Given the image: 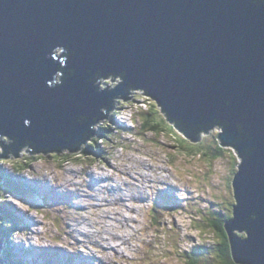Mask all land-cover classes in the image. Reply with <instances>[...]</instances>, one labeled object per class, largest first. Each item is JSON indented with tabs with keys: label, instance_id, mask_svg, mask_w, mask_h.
Segmentation results:
<instances>
[{
	"label": "water",
	"instance_id": "95a60500",
	"mask_svg": "<svg viewBox=\"0 0 264 264\" xmlns=\"http://www.w3.org/2000/svg\"><path fill=\"white\" fill-rule=\"evenodd\" d=\"M130 88L192 141L223 126L241 157L231 251L264 264V0H0V158L79 149Z\"/></svg>",
	"mask_w": 264,
	"mask_h": 264
},
{
	"label": "rangeland",
	"instance_id": "374dc122",
	"mask_svg": "<svg viewBox=\"0 0 264 264\" xmlns=\"http://www.w3.org/2000/svg\"><path fill=\"white\" fill-rule=\"evenodd\" d=\"M129 91L128 96L131 97L128 99L113 98L111 110L102 107L101 111L106 112L107 117L91 125L97 133L103 129V124L110 129L115 122H109V117L115 115L119 123L128 128L117 129L113 126L118 139L110 138L107 144L99 140V143L107 146V153H112V158L105 159V156H101L99 161L94 163L95 159L91 164L90 159L94 158L90 155L83 163L74 161L62 163L58 156L50 158L48 155L37 162L34 161L29 169L23 170L19 164H25V159L30 158L29 155L38 157L35 152L30 153L28 148H25L28 145L21 147L18 157L9 152L8 157L0 158L1 177V171H4L22 183L30 182L31 188H27L24 193H10L0 188V196H6V201L0 203H12L11 207L7 205L9 209L14 211L21 221H30L34 226H27L19 233L12 232L13 242L5 243V246L2 242L1 245L7 250L8 246L13 247L17 244L13 247V252L17 249L23 252L24 249L20 247L22 243H28L27 246L35 244L42 250L25 249V255H22L27 258L25 264H43L41 261L43 256L40 253L45 251H50L47 254L49 256L52 254L57 264H65V260L74 257L78 264H130L131 261L136 264H190V255L198 246L202 253L199 254L197 264H221L219 251L226 246L220 242L218 232L209 225L217 218L209 213V208H206L209 200L205 194L209 191V197L214 200V208L220 210L223 208L220 214L224 219L227 220L230 215L234 217V209L230 204L235 203L236 199L233 186H230L229 182L233 160L230 161L229 157L235 160L237 155L240 161V153L234 150L235 155L228 156L226 153L230 149L222 148L225 156L215 157L218 159L213 162L212 155L219 145V134L223 131L221 127L203 133L200 137L202 147L191 146L192 148L187 143L189 138L179 131L176 125L174 128L166 126L167 130L164 131L166 135L150 132L138 135L137 129L134 128L142 127L140 115L149 110L147 108L150 104L147 100L153 101L155 105L158 103L152 97L143 94L145 92L143 89L130 88ZM153 107L154 110L158 109L156 106ZM137 111L140 115H137ZM160 117H163V114ZM133 129L135 133H131ZM93 137L94 135L89 137L87 142ZM0 141L5 144L14 142L12 138L1 134ZM87 142L81 143V146ZM196 153L204 155L199 156ZM0 154H3L1 144ZM149 163L154 164L153 169L148 166ZM182 169L187 177L192 179L189 181L199 185L194 188L195 196L200 197L197 202L199 205L193 203L187 196V188H190V185L185 178L182 182ZM150 174L154 179L153 184L149 177L144 176ZM136 177L139 178L137 184L133 181ZM145 181H148L147 187L144 185ZM171 184L185 196L183 199L177 197L180 200L179 207L174 204L178 201L174 199L177 190L170 188ZM160 186L163 187L157 193ZM168 191H171V197ZM145 192L148 193L147 198L143 199ZM161 192L163 196L156 197ZM108 193L114 198H105ZM98 204H103L104 208L97 211ZM167 207L176 211L171 212L169 210L171 208ZM116 224L118 226L122 224L124 228L118 230ZM0 225H3L1 220ZM134 232H139V236L145 238V243L153 239L148 250L144 246L140 247V244L132 239L134 237L131 238ZM250 237L251 235L246 238ZM0 238H4L2 232ZM64 242L72 249L63 247L61 244ZM149 249L152 251L149 252ZM231 249L232 246L230 251ZM30 256L33 257L32 260ZM5 260L4 263L0 261V264H9L10 261Z\"/></svg>",
	"mask_w": 264,
	"mask_h": 264
},
{
	"label": "trees",
	"instance_id": "16d2710c",
	"mask_svg": "<svg viewBox=\"0 0 264 264\" xmlns=\"http://www.w3.org/2000/svg\"><path fill=\"white\" fill-rule=\"evenodd\" d=\"M67 73H68V71H67ZM62 74H64V73H62ZM65 74L63 76L57 77V80L63 81V77L65 76ZM121 78H122V76H121ZM147 103L150 104L149 108H147V109H149L148 111L142 112L141 115H140V112L137 111V115H140V117H141L142 127L141 126L135 127L134 129H137L136 133L138 135L140 134L141 136L146 135L149 132L156 134V135H158L160 133L166 135V133L164 132L167 130L166 126L168 128H170V126L172 128H174L176 124L171 122L167 118V116H166L167 113L164 111L163 107L159 106V104L155 105V104H153V101L150 102L149 99L147 100ZM153 106H156L158 109L154 110ZM161 114H163V117H160ZM109 118H110L109 122H111V121L115 122L114 124H112V126H110V129L107 128L108 127L107 125L103 124V126H102L103 129H101L100 132L97 133L98 134L97 137L94 135V137L92 139H90V141H88L85 145L81 146L79 149H77L75 151H70V149H64L61 151L57 150L56 152H52L49 154L45 151H39L38 149H35V148L31 149L30 145L28 144V146H25V148L27 147L30 150L35 151V153L38 155V157L35 158L34 156L29 155L30 158L28 157L27 159H25V164H23V163L19 164V167H21L23 170H27L31 167V164L34 161L37 162V161L41 160L42 158L48 157V155H50V158L58 156V158L61 159L62 163L65 161H68V162L74 161V162H82L83 163V162H85L84 160L87 157H90V155H92V157L94 158V159H90L91 164L95 159L96 160L94 161V163L99 161L98 159L101 156H105V159L106 158H112V153H107V151H108L107 146L99 143V140H102L103 143L107 144L108 142H110V140H111L110 138L118 139V137H116L117 135L114 134L113 126L119 127L121 129H126V128L123 127L121 125V123H119V121L117 120L115 115H112V118L111 117H109ZM117 123H119V125ZM108 124H110V123H108ZM134 129H133V132H131V133H135ZM7 137H9V136H7ZM122 144L123 143H121V145ZM14 146L15 145H13V147ZM15 150L13 149L12 152L15 154H18V153H16ZM216 151H218V152L214 154L215 157H218L219 155L223 154L222 147L220 145L217 146ZM29 152L31 153L32 151H29ZM62 152H64V153L62 154ZM239 165H240L239 158L237 155H235V160L233 158V163L231 166V174L233 177L230 176V178H229L230 183H232L233 178L235 177L236 172L238 170L237 167H239ZM1 174H2L3 180L0 182V188H2L3 190H7L6 192H10V193L22 192V193H24L27 188H29V189L31 188L30 183L28 181L22 183V181L15 180L14 178H12L10 175L5 173L4 171H1ZM5 199H6L5 195L0 196V200H1L0 202L6 201ZM230 202L231 201H229V203ZM3 205H5L7 208H5ZM7 205L9 207H11L12 203H10V202H5V204L0 203V207L2 210V212H0V220L3 223V225H0V231L5 236L8 237V239L6 240L5 243L11 244L12 239H14L12 232H14L17 228H19L21 226L23 220L21 221L20 218L18 217V215H15L16 213L14 211L12 212ZM230 205L233 207L232 203ZM208 207H209L208 210L210 211L209 213L211 215H214L217 218V220H212V222L209 225L216 232H218V235H219L218 237H219L220 242L225 243V246H226L223 248L222 251H219V253H220L219 257L222 259L220 262H222L223 264H236L234 262L235 259H234L233 253H232V251H230V248H231L230 244L231 243L229 242V233L227 231V228L225 229V227H224V225H225L224 220L226 221V219H224L222 214H220L223 208L220 210V208H214V206H212V207L208 206ZM231 217H232V215L228 216V218H231ZM204 221H206V219H204ZM239 233H241L243 236H246L245 233H243V232L239 231ZM1 239L2 238H0V240ZM13 247H16V246H13ZM13 247L8 246V249L10 251H8V249L4 250L5 256H7V259H9V261H10L9 264H23V260H20L19 257H18V259L15 258L14 252H13ZM223 252H224V254H223ZM199 254L200 253H198L194 250V252H192L190 255L189 263L190 264H197L199 259H200ZM15 255H16V252H15Z\"/></svg>",
	"mask_w": 264,
	"mask_h": 264
},
{
	"label": "clouds",
	"instance_id": "9594fccd",
	"mask_svg": "<svg viewBox=\"0 0 264 264\" xmlns=\"http://www.w3.org/2000/svg\"><path fill=\"white\" fill-rule=\"evenodd\" d=\"M159 106L161 107V105L159 104ZM219 127H221V128H223V126H221V125H216V126H213V128L211 127V128H209L208 130H206V131H202L201 133H200V137H201V135L203 134V133H209V132H211V131H213L214 129H216V128H219ZM222 132V131H221ZM221 132H220V134H221ZM220 134H219V137H220ZM177 137V136H176ZM191 142V143H190ZM192 142H194V143H192ZM187 143H189V147L190 148H192L191 146H200V147H202V144H201V141H200V138H199V140H197V141H192V140H188L187 141ZM221 143L219 142V145H220ZM222 145V144H221ZM227 147H232L233 149H235L233 146H231V145H226ZM235 151L236 152H238L236 149H235ZM214 152L216 153V149L214 150ZM204 153H206V152H204ZM196 154H198L199 155V153H196ZM203 154V153H202ZM201 154V155H202ZM201 155H199V156H201ZM204 155V154H203ZM208 155V154H207ZM206 155V156H207ZM183 156H185V157H187L188 155H183ZM192 156V155H191ZM212 156H214V155H212ZM215 157V156H214ZM240 157V156H239ZM188 159V158H187ZM218 159V158H217ZM217 159H215L214 158V161L213 162H216L217 161ZM190 164V163H189ZM240 164H241V157H240ZM240 166V165H239ZM237 169H238V167H237ZM184 170V169H183ZM238 171V170H237ZM237 173V172H236ZM177 196L179 197V199L180 198H185V196L181 193V191H178L177 190ZM188 198H190V197H188ZM179 199H177L178 201H175V202H177L175 205H178V204H180V200ZM191 200H193L192 198H190ZM234 218V217H233ZM240 235L239 236H241V237H246V236H243L241 233H239ZM248 237V236H247Z\"/></svg>",
	"mask_w": 264,
	"mask_h": 264
},
{
	"label": "bare ground",
	"instance_id": "6f19581e",
	"mask_svg": "<svg viewBox=\"0 0 264 264\" xmlns=\"http://www.w3.org/2000/svg\"><path fill=\"white\" fill-rule=\"evenodd\" d=\"M87 140L88 139H86L82 144H84L85 142H87ZM28 145V144H27ZM81 145V144H80ZM79 145V146H80ZM45 152H47V151H45ZM47 153H51V152H47ZM103 178H106L105 176H103ZM107 240H108V238H107ZM0 245H1V240H0ZM110 249H108V251H109ZM112 250V249H111ZM14 251V250H13ZM117 256V255H116ZM87 258H88V254H87ZM108 258V257H107ZM107 262L109 261V260H106ZM27 262V261H26ZM112 262V261H111Z\"/></svg>",
	"mask_w": 264,
	"mask_h": 264
}]
</instances>
